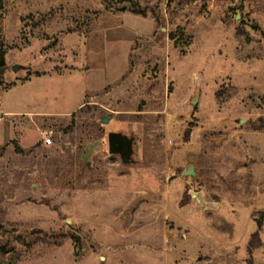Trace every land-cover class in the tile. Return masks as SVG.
Returning a JSON list of instances; mask_svg holds the SVG:
<instances>
[{"label": "rangeland", "instance_id": "rangeland-1", "mask_svg": "<svg viewBox=\"0 0 264 264\" xmlns=\"http://www.w3.org/2000/svg\"><path fill=\"white\" fill-rule=\"evenodd\" d=\"M0 53V264H264V0H0Z\"/></svg>", "mask_w": 264, "mask_h": 264}, {"label": "water", "instance_id": "water-1", "mask_svg": "<svg viewBox=\"0 0 264 264\" xmlns=\"http://www.w3.org/2000/svg\"><path fill=\"white\" fill-rule=\"evenodd\" d=\"M19 65L14 64L12 65V70H17ZM195 101H193V104ZM108 118L103 116L101 118V122L107 123ZM108 139V151L110 154L119 153L121 159L123 161H127L130 153H131V139L126 138L125 136L119 133H109L107 136ZM192 172V168H188L186 174H190Z\"/></svg>", "mask_w": 264, "mask_h": 264}, {"label": "built area", "instance_id": "built-area-1", "mask_svg": "<svg viewBox=\"0 0 264 264\" xmlns=\"http://www.w3.org/2000/svg\"><path fill=\"white\" fill-rule=\"evenodd\" d=\"M51 143V139H50V137H44L43 138V144H45V145H48V144H50Z\"/></svg>", "mask_w": 264, "mask_h": 264}, {"label": "trees", "instance_id": "trees-1", "mask_svg": "<svg viewBox=\"0 0 264 264\" xmlns=\"http://www.w3.org/2000/svg\"><path fill=\"white\" fill-rule=\"evenodd\" d=\"M4 63H3V60H2V55L0 53V66H2Z\"/></svg>", "mask_w": 264, "mask_h": 264}, {"label": "flooded vegetation", "instance_id": "flooded-vegetation-1", "mask_svg": "<svg viewBox=\"0 0 264 264\" xmlns=\"http://www.w3.org/2000/svg\"><path fill=\"white\" fill-rule=\"evenodd\" d=\"M119 154V153H118Z\"/></svg>", "mask_w": 264, "mask_h": 264}]
</instances>
